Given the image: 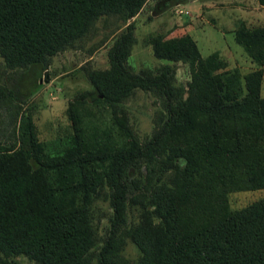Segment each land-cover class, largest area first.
Wrapping results in <instances>:
<instances>
[{"label":"trees","instance_id":"trees-1","mask_svg":"<svg viewBox=\"0 0 264 264\" xmlns=\"http://www.w3.org/2000/svg\"><path fill=\"white\" fill-rule=\"evenodd\" d=\"M144 1L0 0V57L9 66L39 67L83 39L101 16L114 15L125 24ZM258 2L264 6V0ZM233 37L253 69L243 75L229 71L211 52L184 86L175 88L170 65H160L156 73L129 68L133 35L126 23L108 49L109 68L89 73L94 90L68 103L73 153L41 157L30 115L20 114L19 145L0 148V264H6L4 255L18 253L43 264H264V196L238 209L229 208L226 196L264 188V96L259 93L264 25L239 22ZM151 44L158 58L190 63L199 58L190 39L154 36ZM137 88L159 98L147 141H138L114 111L104 125L86 117L88 104L115 107ZM163 151L172 156L166 165L171 174L151 188V211L130 231L140 256L128 262L115 246L130 190L127 169ZM103 188L111 216L97 245L89 206ZM150 213L158 225L149 223Z\"/></svg>","mask_w":264,"mask_h":264},{"label":"rangeland","instance_id":"rangeland-1","mask_svg":"<svg viewBox=\"0 0 264 264\" xmlns=\"http://www.w3.org/2000/svg\"><path fill=\"white\" fill-rule=\"evenodd\" d=\"M165 3L166 0H145L135 15L125 20V24H132L133 42L126 62L133 72L144 69L156 73L160 65H170L169 80L176 88L184 86L190 72L201 68L203 58L211 52L218 54L224 68L229 71L236 69L243 75L254 68L243 48L234 41L233 31L239 22L248 27L264 25V6L258 0ZM237 6L253 12L244 18L237 17L230 12ZM125 24L114 15L101 16L83 39L65 45L39 67L9 66L0 57V148L19 145V115L28 112L35 139L41 145V157L55 158L73 153L75 142L68 103L82 92L94 90L89 73L109 68L108 49ZM154 36L168 41L193 40L199 58L193 63L158 58L153 54L151 44ZM259 93L264 96L263 68ZM158 109V96L153 91L137 88L115 107L88 104L86 117L95 124L104 125L110 121L114 111L116 115H122L126 125L143 143L150 137ZM169 156L166 151L147 154L127 169L130 190L125 220L115 232L116 250L123 260L134 262L140 256L130 231L141 222L146 212L151 211L150 191L153 185L169 178L171 168L166 166L172 158ZM106 194V188L99 189L89 206L93 240L97 245L109 230L111 209ZM226 196L229 208L238 209L264 196V188L231 191ZM149 220L151 225L159 224L158 218L151 213ZM4 259L6 264H43L22 253L4 255Z\"/></svg>","mask_w":264,"mask_h":264},{"label":"crops","instance_id":"crops-1","mask_svg":"<svg viewBox=\"0 0 264 264\" xmlns=\"http://www.w3.org/2000/svg\"><path fill=\"white\" fill-rule=\"evenodd\" d=\"M198 0H196V2H197ZM189 4V3H188ZM258 6H259V4H258ZM258 6H257V9L256 10H258ZM264 10V9H263ZM230 12H233L234 14H236V16L237 17H240V18H244L245 16H247L248 14H250V13H252L253 11H249L247 8H240L239 6H237V7H234V8H232L231 10H230ZM250 59V58H249ZM248 62H250L251 61V59H250V61L249 60H247ZM254 64V63H253ZM263 64H264V62H263ZM262 64V65H263ZM254 67H255V65H254ZM262 68H263V70H264V67L262 66ZM253 69V68H252ZM249 70H251V69H249Z\"/></svg>","mask_w":264,"mask_h":264},{"label":"water","instance_id":"water-1","mask_svg":"<svg viewBox=\"0 0 264 264\" xmlns=\"http://www.w3.org/2000/svg\"><path fill=\"white\" fill-rule=\"evenodd\" d=\"M46 80V79H45Z\"/></svg>","mask_w":264,"mask_h":264}]
</instances>
